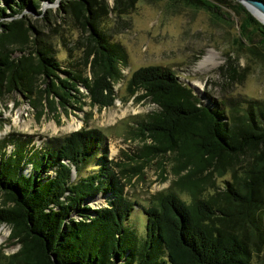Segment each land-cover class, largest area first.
Masks as SVG:
<instances>
[{
	"label": "trees",
	"instance_id": "obj_1",
	"mask_svg": "<svg viewBox=\"0 0 264 264\" xmlns=\"http://www.w3.org/2000/svg\"><path fill=\"white\" fill-rule=\"evenodd\" d=\"M119 1L113 0L110 10L105 1L98 11V0H60L55 10L60 23L82 19L94 44L87 52L92 57V77L69 73L60 79L56 75L60 61L41 40V33L30 26L35 69L25 53L14 59L12 51L3 52L0 99L4 92H31L23 78L33 69L47 86L55 78L57 82L51 80L50 85L64 99L70 91L79 93L81 83L91 106L111 107L112 82L120 79L118 65H125L127 57L120 45L105 40L98 21L110 13L121 18L142 0H125L121 6ZM188 1L207 10L214 2H228ZM55 2L0 0V47L9 44L13 35L24 34L20 31L24 10L41 15L42 4ZM235 5L243 38L258 37L264 44V26L241 4ZM19 51L23 52L22 46ZM218 70L226 79L238 75L230 58ZM5 77L7 87L2 90ZM126 88L131 96L141 93L137 102L146 99L155 106L146 120L137 122L140 136L154 144L148 147L149 153L190 157L192 168L173 184L176 188L158 193L156 201L145 207L126 197L123 174L116 171L121 164L108 159L107 137L100 129L81 128L52 137L29 152L25 148L31 137L4 139L0 141V224L10 229V238L20 247L12 254L0 253V264H264V251L258 261L251 257L264 246V100L231 98L212 108L182 84L173 70L162 66L137 69ZM9 145L15 148L7 156L4 150ZM99 151L97 171L84 176L89 158ZM24 161L33 164V174L21 172ZM204 171L210 173L199 178ZM226 172L230 179L217 185L215 177ZM100 196H108L106 206H87ZM134 207L147 216L145 237L138 247L127 239L123 226Z\"/></svg>",
	"mask_w": 264,
	"mask_h": 264
},
{
	"label": "rangeland",
	"instance_id": "obj_2",
	"mask_svg": "<svg viewBox=\"0 0 264 264\" xmlns=\"http://www.w3.org/2000/svg\"><path fill=\"white\" fill-rule=\"evenodd\" d=\"M105 1L110 10L113 0ZM124 1L120 0L119 5ZM227 1L214 2V7L207 10L188 0H142L121 18L111 13L100 18L98 26L105 40L120 45L127 57L125 65H118L120 79L112 82L113 105L102 109L91 106L88 91L81 83L77 86L79 93L70 91V97L64 99L61 92L50 85V78V92H46L48 86L42 76L32 69L23 78L29 83L31 92H4L0 99V141L27 140L31 137L32 142L25 148L29 152L32 146L34 150L40 149L52 137H63L81 128L100 129L107 137L108 159L121 164L116 171L123 174L126 197L145 207L151 206L158 193L172 187L186 175L192 168L193 160L190 157L180 158L172 152L149 153L148 147L154 144L140 136L137 122L146 120L147 115L155 111V106L146 99L137 102L135 98L140 92L133 96L128 93L127 82L134 71L147 66L169 68L182 84L187 87L192 84L195 90L189 88L193 93L199 95L204 105L212 108L218 102L231 98L264 100V44L258 37L253 41L243 38L240 32L241 14L234 9L238 2ZM103 2L98 0V11ZM58 5L42 4L38 10L41 15L37 11L24 10V24L20 29L24 34L13 35L9 44L0 47V56L6 50L12 51L14 59L25 53L35 69L34 31L29 28L32 26L41 33V40L52 48L55 59L60 61V71L56 72L60 79L69 77V73L82 78L92 77V57L87 52L93 48V41L82 27L81 18L75 23H60L58 15L54 14ZM21 46L23 52L19 51ZM206 58L208 61L200 65ZM229 58L238 72L232 80L223 77L218 70L226 65ZM52 81L57 82L55 78ZM2 85V90H5L6 77ZM14 148V145L7 146L5 154L10 155ZM100 153L89 158L82 173L84 176L97 171ZM183 165H186V170H183ZM21 172L27 176L33 174V164L24 161ZM209 173L204 171L198 177L203 178ZM224 174L221 178L215 177L217 185L221 186L223 181L230 179L229 173ZM106 199L100 196L96 202H88L87 206L92 209L104 207ZM73 217L80 219L76 213ZM146 222L147 216L142 209L134 207L123 223L127 239L136 246L145 237ZM10 235V229L1 223L0 253L12 254L19 249L20 245ZM263 251L264 246L260 252H252V261H258Z\"/></svg>",
	"mask_w": 264,
	"mask_h": 264
},
{
	"label": "water",
	"instance_id": "obj_3",
	"mask_svg": "<svg viewBox=\"0 0 264 264\" xmlns=\"http://www.w3.org/2000/svg\"><path fill=\"white\" fill-rule=\"evenodd\" d=\"M60 0H56V4H59ZM238 3H240L248 12H250V10L248 9V6L251 7L252 9H254L255 11H257L259 14H263L264 15V2L259 1V0H236ZM48 5V4H46ZM51 5V4H49ZM250 14L257 20L259 21V23L263 24V22H261L258 18H256L251 12ZM189 87H191L192 89L193 86L189 83L188 84ZM195 90V89H194ZM72 175H74V171H72Z\"/></svg>",
	"mask_w": 264,
	"mask_h": 264
},
{
	"label": "bare ground",
	"instance_id": "obj_4",
	"mask_svg": "<svg viewBox=\"0 0 264 264\" xmlns=\"http://www.w3.org/2000/svg\"><path fill=\"white\" fill-rule=\"evenodd\" d=\"M248 9L250 10V12L256 17L258 18L261 22L264 23V15L263 14H259L257 11H255L254 9H252L251 7L248 6ZM208 58L204 59L201 63L203 64L204 62H207ZM192 85V84H191ZM194 88V87H193ZM71 128V127H70Z\"/></svg>",
	"mask_w": 264,
	"mask_h": 264
}]
</instances>
